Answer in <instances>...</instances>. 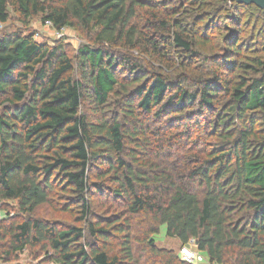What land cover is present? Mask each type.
I'll return each mask as SVG.
<instances>
[{
    "label": "trees",
    "instance_id": "obj_1",
    "mask_svg": "<svg viewBox=\"0 0 264 264\" xmlns=\"http://www.w3.org/2000/svg\"><path fill=\"white\" fill-rule=\"evenodd\" d=\"M11 11L83 40L71 55L63 39L0 32V202L20 215L0 220V261L37 247L54 264H194L154 244L165 225L211 264H264V53L245 57L240 37L245 12L264 10L0 0V23ZM211 25L227 53L207 70L198 45ZM56 189L82 225L35 217Z\"/></svg>",
    "mask_w": 264,
    "mask_h": 264
},
{
    "label": "rangeland",
    "instance_id": "obj_2",
    "mask_svg": "<svg viewBox=\"0 0 264 264\" xmlns=\"http://www.w3.org/2000/svg\"><path fill=\"white\" fill-rule=\"evenodd\" d=\"M19 17L20 16L17 13L11 11L9 19L5 23H0V32H12L17 30L25 31V33L35 32L37 35L35 34L34 35L37 41H47L49 44H53L55 40L63 39L71 55H74L77 46L80 43H82L83 38L78 31L69 27H65L60 31H58L55 28H53L52 25L42 22L40 14L28 19L27 24H23L19 19ZM245 18L247 19L245 25H243L244 31L240 36L242 40L241 42L242 55H245L246 57V55L251 56V55H255L256 53L259 54L264 53V50L260 51V49H257L256 50L257 52L251 50L254 49V47L256 46H259L260 42L263 40L262 36L260 35H262L264 31L263 28L260 27L264 25V20L258 19L256 14H253V16H251L249 11L245 12ZM208 32L210 33V36L207 39L208 42L207 43L199 42L198 49L200 50L202 57L206 56V58L210 59L208 62L203 64L205 69L210 70L212 69L213 63L215 61L214 55H218L219 57L220 55H225L227 52L225 51L224 48L225 45L224 35H226V33L221 30L218 31L217 26H214L213 28L212 25L210 26ZM222 69H224L223 72L226 75L228 70H226V68H222ZM178 71H180L179 68ZM235 73H237V70L235 71ZM192 83L193 82L190 83L191 89H193L194 87ZM92 199L95 200V202H97L98 196L94 195ZM69 201L70 199L66 195H63L59 189H56L54 190L53 195H51L48 202L40 206L36 210V214L34 215L35 217L54 222L59 226L68 227V226L82 225L83 222L79 218L80 214L79 212H77L76 210L77 208H72L70 206ZM66 202L68 205H66ZM4 206L7 209L6 211L1 210L3 209L2 207ZM19 216L20 215L18 214L16 202L13 201L0 202L1 221L7 220L10 217L12 219L13 218L17 219ZM153 238H154V244L157 245L158 247L174 249L176 252H178L180 247V242L177 239L168 237L166 235L165 225L161 226L160 232L154 235ZM133 245L135 247V251L139 253V248L141 243H138L137 241H133ZM188 247L191 250L195 251L196 260L194 261V264H211L208 261L206 253L197 250L195 244L189 243ZM35 249H37V247L36 248L26 247L24 248V250H22L21 253L17 254L16 256H13L12 260H9L7 262L0 261V264H54L53 262H43L41 259L44 253L41 252L40 250H37L36 252ZM146 256L147 253L145 252L143 255V259H145Z\"/></svg>",
    "mask_w": 264,
    "mask_h": 264
},
{
    "label": "built area",
    "instance_id": "obj_3",
    "mask_svg": "<svg viewBox=\"0 0 264 264\" xmlns=\"http://www.w3.org/2000/svg\"><path fill=\"white\" fill-rule=\"evenodd\" d=\"M179 252H180L181 258L186 261L194 262L196 260L195 251L191 250L188 246L180 247Z\"/></svg>",
    "mask_w": 264,
    "mask_h": 264
},
{
    "label": "water",
    "instance_id": "obj_4",
    "mask_svg": "<svg viewBox=\"0 0 264 264\" xmlns=\"http://www.w3.org/2000/svg\"><path fill=\"white\" fill-rule=\"evenodd\" d=\"M229 3L236 2L238 4L250 5L253 4L260 9L264 10V0H228Z\"/></svg>",
    "mask_w": 264,
    "mask_h": 264
}]
</instances>
